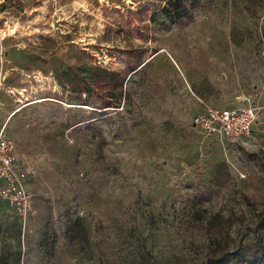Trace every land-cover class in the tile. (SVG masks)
Masks as SVG:
<instances>
[{
  "label": "rangeland",
  "instance_id": "374dc122",
  "mask_svg": "<svg viewBox=\"0 0 264 264\" xmlns=\"http://www.w3.org/2000/svg\"><path fill=\"white\" fill-rule=\"evenodd\" d=\"M166 3L0 0V131L34 194L0 264H264V0ZM247 98L244 139L193 127Z\"/></svg>",
  "mask_w": 264,
  "mask_h": 264
},
{
  "label": "built area",
  "instance_id": "2783aa9c",
  "mask_svg": "<svg viewBox=\"0 0 264 264\" xmlns=\"http://www.w3.org/2000/svg\"><path fill=\"white\" fill-rule=\"evenodd\" d=\"M260 107L250 98L229 107L202 101V109L192 125L207 136L224 140H242L248 136L259 117ZM34 211V194L29 187L25 167L16 142L0 131V222L26 223Z\"/></svg>",
  "mask_w": 264,
  "mask_h": 264
},
{
  "label": "trees",
  "instance_id": "16d2710c",
  "mask_svg": "<svg viewBox=\"0 0 264 264\" xmlns=\"http://www.w3.org/2000/svg\"><path fill=\"white\" fill-rule=\"evenodd\" d=\"M188 1L190 0H167L166 6L163 10L172 18L181 19L182 17L185 16V13L187 12L186 2ZM259 227L262 230V228L264 227V219L261 221ZM256 252L257 253L254 252L251 253V260L256 261L257 254L260 256L264 254V245L259 244L258 247H256ZM247 262H251V261H247ZM218 263H219L218 259H212V258H209V261L207 262V264H218Z\"/></svg>",
  "mask_w": 264,
  "mask_h": 264
},
{
  "label": "bare ground",
  "instance_id": "6f19581e",
  "mask_svg": "<svg viewBox=\"0 0 264 264\" xmlns=\"http://www.w3.org/2000/svg\"><path fill=\"white\" fill-rule=\"evenodd\" d=\"M126 1H128V2H130L131 0H126ZM9 33H12L13 31H14V28L12 27V28H8V30H7ZM19 93V92H18ZM21 94V93H20ZM20 102H24V100H22V99H20Z\"/></svg>",
  "mask_w": 264,
  "mask_h": 264
}]
</instances>
